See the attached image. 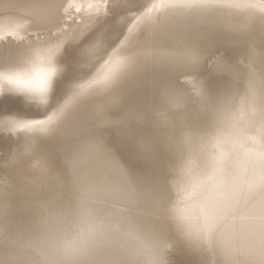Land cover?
I'll list each match as a JSON object with an SVG mask.
<instances>
[{"label":"bare ground","instance_id":"obj_1","mask_svg":"<svg viewBox=\"0 0 264 264\" xmlns=\"http://www.w3.org/2000/svg\"><path fill=\"white\" fill-rule=\"evenodd\" d=\"M0 46L21 51L0 80L28 86L39 108L0 112V134L34 131L16 154L0 140L2 169L63 182L31 202L12 203L20 192L8 187L0 239L30 264H177L165 248L175 240L201 264H264V3L0 0ZM208 82L220 93L211 113ZM194 113L209 126H190ZM153 142L161 183L145 196ZM163 194L169 206L153 202Z\"/></svg>","mask_w":264,"mask_h":264},{"label":"rangeland","instance_id":"obj_2","mask_svg":"<svg viewBox=\"0 0 264 264\" xmlns=\"http://www.w3.org/2000/svg\"><path fill=\"white\" fill-rule=\"evenodd\" d=\"M120 1L121 3H125L127 0H115ZM264 3V0H258ZM109 3V0H108ZM10 45H17L21 43V39H16L10 37L8 40ZM22 83H16L9 79V84L0 80V112L11 115V114H25L31 116H37L39 114L38 107L31 104L23 95V91L28 90V86L21 85V90L14 92L11 88V85H19ZM9 85V86H7ZM62 89V92L70 89L72 85L63 86L62 83L59 84ZM63 86V87H62ZM14 92V93H12ZM34 131L30 134H17V135H9L6 133L0 134V140L3 141L4 145H8L9 154H16V150L14 149V145L19 142L25 140L30 135H33ZM10 147V148H9ZM1 159V153H0ZM4 166L0 161V211H3L6 214H9V199L7 197V193L9 189L14 193L20 192L15 198L11 201L18 202H31L39 198L43 197H51L57 194L56 184H63L61 176H57L55 178L52 177H40L38 179L32 178L29 176L24 177H12L9 175V178L3 171ZM46 182L44 185H36L35 183ZM6 185L7 187L3 188ZM9 187V189H8ZM68 190V189H67ZM61 193V195H63ZM152 196V195H151ZM153 202L158 204L159 206H169L173 202V198L169 195L163 194L160 196H153ZM158 202V203H157ZM64 213V212H62ZM158 215L161 219L163 215L161 212ZM179 240L172 241L171 244L165 246L168 253L172 255V257L176 260L177 264H201V261L189 251V246H185L181 248Z\"/></svg>","mask_w":264,"mask_h":264},{"label":"snow or ice","instance_id":"obj_3","mask_svg":"<svg viewBox=\"0 0 264 264\" xmlns=\"http://www.w3.org/2000/svg\"><path fill=\"white\" fill-rule=\"evenodd\" d=\"M91 37H85L82 41L87 44ZM193 48L185 49L183 60L190 65L192 70L198 74V64L195 57L192 55ZM21 51L19 49H9L0 46V67H7L19 58ZM146 57L151 58H167L170 54L165 49H151L143 53ZM204 92L206 95L207 107L209 113L213 111L219 100V91L211 82L205 83ZM209 114L194 113L190 117V126H199L201 128L209 126ZM142 154L144 159L153 168V175L149 180H138V187L142 195L156 194L160 189L161 178L158 174L160 164L164 159V154L159 151L155 143H145L143 145ZM158 203V202H157ZM51 212L52 209H49ZM182 243V242H181ZM78 258L86 259V255H79ZM0 264H30V261L20 252L14 249L12 241L8 236L0 239Z\"/></svg>","mask_w":264,"mask_h":264}]
</instances>
